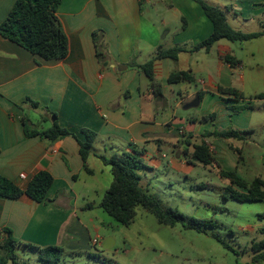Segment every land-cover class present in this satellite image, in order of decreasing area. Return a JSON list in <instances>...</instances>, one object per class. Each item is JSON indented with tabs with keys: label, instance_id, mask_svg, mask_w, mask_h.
<instances>
[{
	"label": "crops",
	"instance_id": "1",
	"mask_svg": "<svg viewBox=\"0 0 264 264\" xmlns=\"http://www.w3.org/2000/svg\"><path fill=\"white\" fill-rule=\"evenodd\" d=\"M165 1L182 23L173 29L164 21L168 32L162 36L153 11L148 9L155 0H62L57 17L70 45L69 55L62 60H43L0 35V176L23 189L41 171L54 178L47 197L52 202L38 203L27 195L15 200L0 197V243L5 230L10 229L21 243L16 254L18 249L27 251L24 244L81 248L77 238L87 227L78 215L77 204L87 202L81 210L92 211L95 203L90 202L89 186L101 185L100 177L106 173L112 175L99 155L111 157L135 146L143 151L141 158L150 175L167 170L188 178L199 163L191 156L193 145L206 133L227 131L230 125L246 132L245 138L253 131L251 110H236L246 102L264 101V94L246 95V82L252 77L245 73L243 60L237 58L227 40L219 41L210 52H191L212 34L211 21L194 0ZM15 3L0 0V24ZM96 31L101 32L104 43L102 62L93 39ZM170 34L173 41L166 46ZM175 47L185 50L178 60L155 61V82L162 87V94L156 95L139 67L154 60L160 49ZM226 54L242 64L232 67L223 59ZM177 72H189L193 82L169 84L171 74ZM220 87L236 89L245 99L224 95ZM197 97L199 106L186 109ZM192 109L196 116L188 114ZM212 114L216 115L214 120L202 121ZM55 122L81 141L85 139L82 130L97 135L87 162L93 174L84 169L75 138L52 141L26 136V130L44 131ZM208 144L220 166L221 158L234 165L222 142L215 139L214 145ZM185 150H189L188 156H183ZM145 177L151 185L147 173ZM87 221L94 223L92 217ZM37 255L38 263L43 264L38 251ZM17 263L27 264L18 254Z\"/></svg>",
	"mask_w": 264,
	"mask_h": 264
},
{
	"label": "rangeland",
	"instance_id": "2",
	"mask_svg": "<svg viewBox=\"0 0 264 264\" xmlns=\"http://www.w3.org/2000/svg\"><path fill=\"white\" fill-rule=\"evenodd\" d=\"M206 1L224 9L227 12L228 22L234 29L245 33L263 30L264 1ZM148 9L153 11L155 24L163 31L162 36L168 32L163 25L164 21L173 29L182 23L180 15L169 10L168 2L165 0H155L154 5L148 6ZM166 39L165 44L169 46L173 41V35L170 34ZM226 42L232 46L237 58L245 63V73L252 77L246 82L244 90L246 95L264 94V38L249 42ZM253 101L246 102V106L237 109L241 112L247 111L246 109L251 110L253 131L246 135L244 140L218 139L234 159V165L231 167L228 158L225 160L221 158L223 167L229 171L237 169L238 176L248 183H252L256 178L264 179V101ZM188 114L196 116L197 111L192 109ZM232 126L230 125L229 130L237 129ZM215 139L211 137L207 140L214 145ZM238 148L242 149V159L236 152ZM145 172L146 170L142 173V187L157 197L165 210H176L183 214L185 219L172 227L161 223L154 214L139 206L135 220L130 226L119 224L98 207L112 180V175L106 173L100 177L102 184L89 186L87 192L91 197L90 202L95 203L93 204L95 208L92 211L81 210L88 203L78 202V215L85 220L83 223L87 228H84L85 233L81 234V238H77L81 248L65 250L60 264H247L252 262L254 242L264 239L259 233L264 221L258 217L264 214V201L243 203L232 198H224L230 181L221 177L216 164L204 166L197 163L195 171L188 178L173 175L167 170L158 172L155 176L147 171V176L152 181L151 185H148ZM81 186L82 184L78 185ZM89 217L94 219V223L87 221ZM192 219L206 222L201 227V231L188 228ZM95 228L98 232H95ZM95 238L99 240L98 245L93 243ZM26 250L18 249L19 257L27 264H39L37 251Z\"/></svg>",
	"mask_w": 264,
	"mask_h": 264
},
{
	"label": "trees",
	"instance_id": "3",
	"mask_svg": "<svg viewBox=\"0 0 264 264\" xmlns=\"http://www.w3.org/2000/svg\"><path fill=\"white\" fill-rule=\"evenodd\" d=\"M194 1L200 5L206 17L211 21L213 32L208 38L195 46L191 52L200 50L210 52L215 44L221 40L235 43L252 41L264 37V23H262L263 30L261 32L245 33L234 29L229 24L227 12L224 9L213 6L206 0ZM61 2L62 0H16L7 18L0 24L1 37L23 47L43 60L65 59L69 55L70 45L69 38L57 17V10ZM183 22H185L184 19ZM93 39L97 47V55L102 62L105 60V54L102 51L104 43L101 42V32H94ZM183 51L185 50L179 47L170 50L160 49L154 60L139 67L140 71L146 74L152 82L156 95L162 94V87L155 82V61L165 58L178 60L179 54ZM223 59L232 67L242 64L241 60H238L231 54L224 55ZM184 81L193 82V76L189 72H177L171 74L169 78V84L171 85ZM219 91L224 95H230L235 100L245 99L244 93L236 89L220 87ZM32 103L35 107L39 106L36 102ZM215 118L216 115L212 114L204 117L202 121L214 120ZM25 133L28 138L40 136L52 141L69 136L75 138L80 145V155L84 163V169L88 173L93 174L88 168L87 162L89 156L92 154L93 144L97 137L94 132L82 130L81 133L85 139L81 141L76 134L69 132L55 122L47 130H26ZM245 134L246 132H239L233 129L222 132L215 131L213 133H206L197 144L193 145L192 141H186V143L190 146L193 145L191 156L195 160L204 166H214L216 164L221 177L230 181V186L225 190L224 198H232L243 203L261 202L264 201V179L256 178L252 183H248L238 176L237 170H224L217 163L214 152L206 141V139L211 137L225 140H244ZM188 151L185 150L183 156H188ZM236 152H238L242 159V149H237ZM142 154V150H138V148L132 146L130 151L115 154L111 157H107L106 155L98 156L105 166L111 168L113 175L112 184L102 200L101 208L119 224L130 226L135 220L137 208L143 206L147 211L154 214L161 223L175 227L185 219L184 215L176 210H165L161 201L154 195L149 194L141 185L142 173L148 169L141 158ZM53 184L54 178L47 171L39 172L24 189L8 178L0 176V197L15 200L23 195H27L38 203L52 202L47 197ZM239 190L243 191L240 192ZM258 217L261 221H264V214H260ZM205 223L201 220L192 219L188 228L201 231V227ZM259 233L264 236V226L259 229ZM5 234V238L0 243V264H18L16 249L21 243L14 238L13 232L10 229H6ZM24 246L38 251L39 259L43 264H60L65 254V249L58 246L39 247L33 244H24ZM225 246L228 247L227 245ZM252 251L254 253L252 262L247 264L264 262V239L254 242Z\"/></svg>",
	"mask_w": 264,
	"mask_h": 264
},
{
	"label": "water",
	"instance_id": "4",
	"mask_svg": "<svg viewBox=\"0 0 264 264\" xmlns=\"http://www.w3.org/2000/svg\"><path fill=\"white\" fill-rule=\"evenodd\" d=\"M199 103H200V99H199V97H197L194 102L188 104L185 108L186 109H190V108L198 107L199 106ZM106 248H107V246H106Z\"/></svg>",
	"mask_w": 264,
	"mask_h": 264
},
{
	"label": "built area",
	"instance_id": "5",
	"mask_svg": "<svg viewBox=\"0 0 264 264\" xmlns=\"http://www.w3.org/2000/svg\"><path fill=\"white\" fill-rule=\"evenodd\" d=\"M94 245H98L99 244V240L98 238H95L94 241H93Z\"/></svg>",
	"mask_w": 264,
	"mask_h": 264
}]
</instances>
